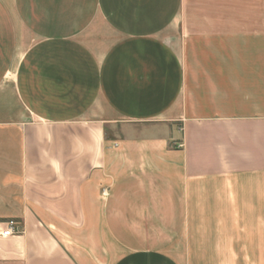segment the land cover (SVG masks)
<instances>
[{
	"label": "crops",
	"instance_id": "1",
	"mask_svg": "<svg viewBox=\"0 0 264 264\" xmlns=\"http://www.w3.org/2000/svg\"><path fill=\"white\" fill-rule=\"evenodd\" d=\"M212 259L264 264V0H0V264Z\"/></svg>",
	"mask_w": 264,
	"mask_h": 264
},
{
	"label": "rangeland",
	"instance_id": "2",
	"mask_svg": "<svg viewBox=\"0 0 264 264\" xmlns=\"http://www.w3.org/2000/svg\"><path fill=\"white\" fill-rule=\"evenodd\" d=\"M200 257H203V256H200ZM182 264H254V262L251 259L227 260V261L212 259L210 261L209 260H196L195 263H182Z\"/></svg>",
	"mask_w": 264,
	"mask_h": 264
},
{
	"label": "built area",
	"instance_id": "3",
	"mask_svg": "<svg viewBox=\"0 0 264 264\" xmlns=\"http://www.w3.org/2000/svg\"><path fill=\"white\" fill-rule=\"evenodd\" d=\"M6 224L7 228L2 233L4 237H10L21 233V228L19 224H17L16 220H10Z\"/></svg>",
	"mask_w": 264,
	"mask_h": 264
}]
</instances>
